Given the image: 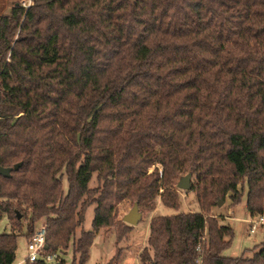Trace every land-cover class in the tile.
<instances>
[{
    "label": "trees",
    "instance_id": "16d2710c",
    "mask_svg": "<svg viewBox=\"0 0 264 264\" xmlns=\"http://www.w3.org/2000/svg\"><path fill=\"white\" fill-rule=\"evenodd\" d=\"M22 1L0 13V264L42 218L47 250H73L55 264H85L133 228L119 203L177 208L188 172L199 210L154 217L156 264H264V242L224 255L234 229L209 215L245 188L264 213V0Z\"/></svg>",
    "mask_w": 264,
    "mask_h": 264
},
{
    "label": "rangeland",
    "instance_id": "374dc122",
    "mask_svg": "<svg viewBox=\"0 0 264 264\" xmlns=\"http://www.w3.org/2000/svg\"><path fill=\"white\" fill-rule=\"evenodd\" d=\"M194 178L195 177L192 176V182H194ZM97 184L98 181L96 178V173H94L89 185L90 187H93ZM178 192L179 206L177 208L166 206L158 197L156 199V206H158L156 214H175L182 211L199 210L196 193L193 190H184L179 188ZM94 206L95 204H92L87 208L85 220L83 224L77 228L76 238L79 237L81 230L92 228ZM132 206L133 203L130 200H124L119 203L117 206V220L122 222L124 214H126L132 208ZM140 210L143 212L142 219L128 232L127 239H124L127 234L124 236V240L121 239L118 241L117 239L116 231L118 227L120 228V224H116L113 227L103 228L102 230L97 232L90 247L89 258L85 264H106L116 253L117 249L121 250L122 257L124 250L126 249L124 245H126V247H130L131 245L130 248L133 251L134 248L136 249V247L141 245L142 243H147L148 238H150L151 235V221L154 217L152 210ZM209 215L215 216L220 223L230 225L234 229V236L231 245L223 251L224 255L239 256L242 253L245 255H251L252 251H250V249L260 244L261 242H264V225H258L254 232L250 231L249 221L252 219V217L250 216V212L246 206V188L244 189L242 199L239 203H233L231 197L228 195L225 200L221 201L220 205H216L211 208ZM45 221V218L39 220L36 223L34 231L37 229L40 223H43ZM10 230L9 220L4 214L0 219V232H9ZM24 232L25 225L22 234ZM31 235H20L18 237V248L16 250L15 264H24L21 263L20 260L26 259V243ZM121 245H123L124 247ZM72 255L73 250L71 246L66 252L63 251V256L68 262L71 261ZM137 262V255H132L130 251L128 252L126 257H124V260L119 261L118 264H137Z\"/></svg>",
    "mask_w": 264,
    "mask_h": 264
},
{
    "label": "built area",
    "instance_id": "2783aa9c",
    "mask_svg": "<svg viewBox=\"0 0 264 264\" xmlns=\"http://www.w3.org/2000/svg\"><path fill=\"white\" fill-rule=\"evenodd\" d=\"M23 5L28 7L31 0H23ZM250 222V231L254 232L258 225L264 224V213L252 217ZM46 245V221L40 223L31 237L26 243V260L33 262L39 259L44 260L46 263H57L59 259L63 256L62 248H57L56 250L49 251L45 247ZM200 248V244L198 245ZM198 264H201V259H198Z\"/></svg>",
    "mask_w": 264,
    "mask_h": 264
},
{
    "label": "crops",
    "instance_id": "0c3cea01",
    "mask_svg": "<svg viewBox=\"0 0 264 264\" xmlns=\"http://www.w3.org/2000/svg\"><path fill=\"white\" fill-rule=\"evenodd\" d=\"M13 2H14V0H0V13L1 12H8L10 10ZM157 207L158 206H156L154 208V210H152L153 217H155L156 215H159V214H156ZM153 224L155 225L154 218L151 221V227H153ZM262 225H264V224H262ZM150 232H151V229H150ZM127 237H128V234L125 236L124 239H127ZM151 238H153V237H151V235H150V238H148V242L147 243L146 242L142 243L141 245L137 246L136 249L134 248L133 251L130 248L131 245H130V247L129 246L126 247V245H124L126 249L124 250V253H123V255H122V257L120 258L119 261L124 260V257H126L128 252L131 251L132 255H134V256L137 255V260H138L137 264H150L151 262H153L154 261V257H155V247L153 245L154 239L150 240ZM124 239H122V240H124ZM127 245H129V244H127ZM121 246H123V245H121ZM20 262L25 264L26 263V259L25 260L21 259ZM13 264H15V260H14Z\"/></svg>",
    "mask_w": 264,
    "mask_h": 264
},
{
    "label": "water",
    "instance_id": "95a60500",
    "mask_svg": "<svg viewBox=\"0 0 264 264\" xmlns=\"http://www.w3.org/2000/svg\"><path fill=\"white\" fill-rule=\"evenodd\" d=\"M21 165V162H18L14 165V169H18ZM12 167H4L0 166V174L3 176H9L11 174ZM178 188L189 190L192 189V172H188L185 175H182L178 182H177ZM222 200L218 201V205L221 204ZM143 212L140 210L139 204L137 201L133 203L132 208L123 216V220L129 224L136 225L138 224L142 219ZM47 248V244L45 245ZM150 264H156L155 261L151 262Z\"/></svg>",
    "mask_w": 264,
    "mask_h": 264
}]
</instances>
